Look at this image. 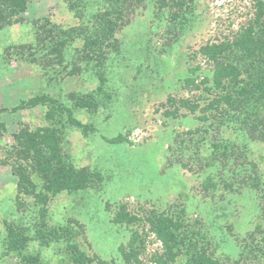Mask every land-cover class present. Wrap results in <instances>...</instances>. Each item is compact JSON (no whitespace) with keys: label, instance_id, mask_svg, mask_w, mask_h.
<instances>
[{"label":"rangeland","instance_id":"rangeland-1","mask_svg":"<svg viewBox=\"0 0 264 264\" xmlns=\"http://www.w3.org/2000/svg\"><path fill=\"white\" fill-rule=\"evenodd\" d=\"M167 1L161 6L163 0H142L129 9V20L116 33L118 48L107 54L109 93L99 96L95 111L75 105L73 98L100 85L95 61L82 59V50L83 33L94 29L97 16L107 8L105 0H72L77 4L73 9L66 0H31L22 23L0 29V264H21L18 253L6 250L8 224L30 237L24 251L40 256L43 264H81L72 259L73 243L87 257H96L86 264H126L122 248L137 251L142 264H157L164 247L149 231L146 215L151 210L182 215V209L188 222L200 226L205 246L215 256L230 264L258 260L256 247L247 256L241 254L243 245L254 246L264 229V142L243 131L229 133L244 145L245 155L235 153L227 167L211 150L212 142L229 128L200 120L201 111L164 114L173 108L169 97L205 104L209 95L202 90L210 84L200 82L211 79L212 69L200 47L238 34L254 17L255 1L184 0L177 18ZM68 34L74 38H69L60 61L51 44ZM20 45L27 46L25 53H20ZM191 79L194 84H188ZM39 94L64 102L79 121L94 128L86 133L64 123L62 153L77 168L101 175L86 189L53 196L46 215L34 198L18 193L14 173L19 159L13 133L51 122L45 118L47 105L16 111L12 107ZM58 118V123L66 120ZM119 134L126 140L109 141ZM210 159L213 165L208 166ZM32 177L38 190L42 188V181ZM255 178L260 188L251 184ZM208 181L213 186L205 188ZM120 204L142 221L115 223ZM53 228L59 231L57 237L50 234ZM66 228L71 229L69 236L64 235ZM136 234L132 249L130 240ZM185 259L169 264H187Z\"/></svg>","mask_w":264,"mask_h":264},{"label":"trees","instance_id":"trees-1","mask_svg":"<svg viewBox=\"0 0 264 264\" xmlns=\"http://www.w3.org/2000/svg\"><path fill=\"white\" fill-rule=\"evenodd\" d=\"M31 0H0V29L15 24L22 23L25 18L23 13L26 11ZM69 2L70 8L77 6L72 0ZM107 8L98 16L97 24L91 32L84 31V45L82 59L85 61H95L97 74L99 75L100 85L96 91L86 94H77L73 100L75 105L89 110H96L100 105V95H108L105 90L107 76L105 74V64L108 59L110 48L117 49L118 39L116 33L127 23L129 9L132 11L136 4L142 0H105ZM170 6L174 9V18L179 16L183 10L184 0H170ZM254 17L249 24L242 28L232 39L220 42H207L200 47V53L204 55L211 64V79L201 80V84L209 83L203 90L209 95L204 105L197 99L169 97L170 107L165 109L164 114L169 117H176L181 109H188L191 113L201 111L199 119L212 123L217 126H226L228 133L215 139L212 142L211 153H215V160L224 166H229V161L235 153L238 157L245 155L243 146L235 142L229 133L238 131L245 132L251 139L264 142V0H254ZM168 1L163 0L161 6L167 5ZM96 17V15H95ZM127 17V18H126ZM127 19V20H126ZM42 27H45L44 25ZM60 37L59 33L56 34ZM55 35V36H56ZM71 37V38H70ZM72 34L63 36L51 44L50 51L55 53L58 58L63 60V50ZM42 41V39H40ZM21 52L25 53L26 45H20ZM34 48L29 46V48ZM31 48L29 50H31ZM30 53L34 55L35 51ZM34 58L32 61H36ZM194 84L195 80H188V84ZM199 88L200 84H195ZM47 105L48 110L45 114L48 125L36 128L23 127L18 132L13 133L14 147L19 159L18 165L14 168V173L18 177V193H23L34 198L37 204L42 207V215H46V206L53 196L61 192H76L86 189L92 182L101 179L97 171H90L86 167L77 168L73 163L67 161L62 153V132L61 127L64 123L80 127L84 132L93 131V127L83 124L73 113L70 106L64 102L50 96L49 94H39L27 101L14 107L13 111L23 107ZM202 105V106H201ZM8 109V108H3ZM66 116V120L58 123V117ZM194 130L190 133L193 134ZM197 132V131H196ZM205 129V133H208ZM126 140V137L119 134L109 139L112 143H119ZM217 140V141H216ZM219 140V141H218ZM184 139L182 140V142ZM196 151V150H195ZM247 157V156H246ZM213 159V158H211ZM211 159L206 165L211 166ZM21 160L27 164L24 166ZM25 164V163H24ZM186 166V163H183ZM188 166V165H187ZM254 168L257 167L253 164ZM257 175L258 171L255 170ZM42 181V188L38 190V184L34 177ZM246 181V180H244ZM229 187L232 183H226ZM255 188H260V182L255 178L251 183ZM213 186V182L208 181L205 188ZM21 204V203H20ZM22 205V204H21ZM264 213V195L261 204ZM169 212H157L151 210L146 215L148 229L153 233L164 247L163 254L156 257L157 264H169L177 261L181 256L186 258L187 264H230L215 256L204 243V234L196 223H190L184 216ZM112 220L115 223H135L142 221L141 218L127 209L126 204H120ZM8 237L6 240V250L8 253L15 252L20 255L21 264H43L40 256L25 252L30 237L23 230H18L13 224H8ZM262 236L258 242L252 246L249 242L243 245L242 256L254 250L258 260L253 264H264V229L259 231ZM51 235L57 237V228L51 230ZM71 229L66 228L64 235L69 236ZM76 235V234H75ZM74 235V237H75ZM255 236L254 234L252 237ZM138 235L131 240V248H134ZM70 244V243H69ZM72 248V259L81 264L96 259L95 256L89 258L80 250L76 243L70 244ZM126 264H142L138 260L137 251H127L121 249ZM246 252V254H245ZM236 264H239L237 261Z\"/></svg>","mask_w":264,"mask_h":264}]
</instances>
